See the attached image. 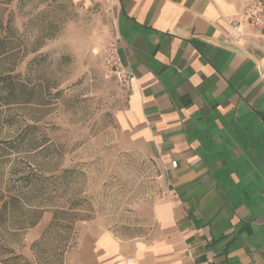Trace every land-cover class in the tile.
<instances>
[{
  "label": "crops",
  "instance_id": "crops-1",
  "mask_svg": "<svg viewBox=\"0 0 264 264\" xmlns=\"http://www.w3.org/2000/svg\"><path fill=\"white\" fill-rule=\"evenodd\" d=\"M108 1L132 74L115 122L159 162L165 190L145 236L85 232L76 264H264V37L241 20L251 0ZM238 22L245 38L232 42Z\"/></svg>",
  "mask_w": 264,
  "mask_h": 264
},
{
  "label": "rangeland",
  "instance_id": "rangeland-1",
  "mask_svg": "<svg viewBox=\"0 0 264 264\" xmlns=\"http://www.w3.org/2000/svg\"><path fill=\"white\" fill-rule=\"evenodd\" d=\"M0 36V259L76 264L85 232L145 236L165 176L115 122L111 3L0 0Z\"/></svg>",
  "mask_w": 264,
  "mask_h": 264
},
{
  "label": "built area",
  "instance_id": "built-area-1",
  "mask_svg": "<svg viewBox=\"0 0 264 264\" xmlns=\"http://www.w3.org/2000/svg\"><path fill=\"white\" fill-rule=\"evenodd\" d=\"M241 20L247 22L257 34L264 37V2L262 0H251L248 2L241 16ZM231 34L228 39L234 42L235 40L245 38V35L240 29V23L228 24ZM104 65L108 72L115 78L121 87H128L132 80V74L123 66L122 60L117 52L115 42L109 44L104 49Z\"/></svg>",
  "mask_w": 264,
  "mask_h": 264
},
{
  "label": "trees",
  "instance_id": "trees-1",
  "mask_svg": "<svg viewBox=\"0 0 264 264\" xmlns=\"http://www.w3.org/2000/svg\"><path fill=\"white\" fill-rule=\"evenodd\" d=\"M1 37V36H0ZM0 55H3L4 53H6L4 50H2V47H3V44L1 43V41H0ZM3 207H4V205H2L1 207H0V215H1V211L3 210ZM12 254V252L10 251L9 252V255H11ZM0 263L1 264H15L14 263V261L13 260H11V258H1L0 259Z\"/></svg>",
  "mask_w": 264,
  "mask_h": 264
}]
</instances>
